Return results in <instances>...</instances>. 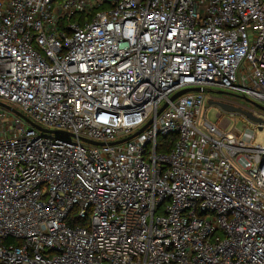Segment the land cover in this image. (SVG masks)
<instances>
[{
  "label": "built area",
  "instance_id": "built-area-1",
  "mask_svg": "<svg viewBox=\"0 0 264 264\" xmlns=\"http://www.w3.org/2000/svg\"><path fill=\"white\" fill-rule=\"evenodd\" d=\"M211 88L264 107V0H0V264H264Z\"/></svg>",
  "mask_w": 264,
  "mask_h": 264
},
{
  "label": "rangeland",
  "instance_id": "rangeland-1",
  "mask_svg": "<svg viewBox=\"0 0 264 264\" xmlns=\"http://www.w3.org/2000/svg\"><path fill=\"white\" fill-rule=\"evenodd\" d=\"M219 92H224L220 94ZM232 94L231 96L226 95ZM205 102L201 108L200 119L204 117L209 123L215 124L217 122V114L221 115L222 120H227L226 131L230 132L234 137L242 140L244 143H252L253 145H264V123L261 125L249 121L240 114H227L221 111L216 105L208 104V101L227 99L235 103L238 107L251 112L255 117L264 121V112L256 108L253 104L246 102L240 98L241 95L232 93L217 88L206 89L204 91ZM254 103L253 101H251ZM256 104V103H255ZM263 107L261 105H258ZM264 108V107H263ZM0 110H4L0 107ZM261 127V130H259ZM240 164H244L241 160Z\"/></svg>",
  "mask_w": 264,
  "mask_h": 264
},
{
  "label": "water",
  "instance_id": "water-1",
  "mask_svg": "<svg viewBox=\"0 0 264 264\" xmlns=\"http://www.w3.org/2000/svg\"><path fill=\"white\" fill-rule=\"evenodd\" d=\"M202 91H203V89H201V88L184 89V90L178 92L177 94H175L174 96H172L170 98V101H173L177 97H179L181 95H184V94H187L189 92H202ZM219 93L220 94H223L224 92H219ZM208 104H210V105H212V104L213 105H216L221 111H223L224 113H227V114H240V115L244 116L245 118H247L249 121H251L253 123H256V124H259V125H261L262 123H264L263 120H261L260 118L255 117L251 112H249V111H247L245 109H242V108L238 107L235 103L231 102L228 99L208 101ZM253 105L256 108H258L259 110H261V111L264 112V108L263 107H260L257 104H253ZM0 107L1 108H4V109H6V110H8V111H10V112H12V113H14V114L22 117V115L19 112H17L15 109H13V108H11L9 106H6V105L0 103ZM165 107H166V104L160 109V111H162ZM146 126H144L138 133H140L141 131H143L146 128ZM38 129L41 130L40 128H38ZM259 130H261V127H259ZM138 133H136V134H138ZM93 144H97V143H93Z\"/></svg>",
  "mask_w": 264,
  "mask_h": 264
},
{
  "label": "trees",
  "instance_id": "trees-1",
  "mask_svg": "<svg viewBox=\"0 0 264 264\" xmlns=\"http://www.w3.org/2000/svg\"><path fill=\"white\" fill-rule=\"evenodd\" d=\"M161 141H162L163 143H165V145H166L167 143H170V142H171V144H172L173 141H174V136H170V137H167V138H162Z\"/></svg>",
  "mask_w": 264,
  "mask_h": 264
},
{
  "label": "flooded vegetation",
  "instance_id": "flooded-vegetation-1",
  "mask_svg": "<svg viewBox=\"0 0 264 264\" xmlns=\"http://www.w3.org/2000/svg\"><path fill=\"white\" fill-rule=\"evenodd\" d=\"M228 99V98H227Z\"/></svg>",
  "mask_w": 264,
  "mask_h": 264
}]
</instances>
